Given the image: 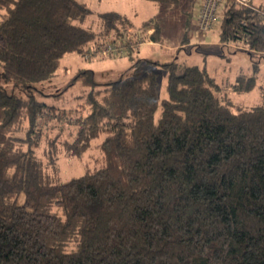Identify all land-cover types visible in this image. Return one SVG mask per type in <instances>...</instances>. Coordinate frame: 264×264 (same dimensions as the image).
I'll use <instances>...</instances> for the list:
<instances>
[{"label":"trees","instance_id":"16d2710c","mask_svg":"<svg viewBox=\"0 0 264 264\" xmlns=\"http://www.w3.org/2000/svg\"><path fill=\"white\" fill-rule=\"evenodd\" d=\"M222 3L218 45L258 58L227 89L248 92L264 63V5ZM89 13L77 0H0V264H264V85L259 104L233 111L204 66L157 63L163 97L153 70L102 84L85 70L74 79L89 72L91 90L62 120L33 86L93 40L75 23ZM184 13L177 49L186 51ZM101 18L106 31L124 20L116 11ZM163 27L149 17L141 28L153 31L137 44L161 42ZM53 117L76 127L64 142L70 156L82 159L103 136L97 164L64 180L48 172L59 173L55 147L45 162L36 149Z\"/></svg>","mask_w":264,"mask_h":264},{"label":"rangeland","instance_id":"374dc122","mask_svg":"<svg viewBox=\"0 0 264 264\" xmlns=\"http://www.w3.org/2000/svg\"><path fill=\"white\" fill-rule=\"evenodd\" d=\"M77 1L84 2L86 7L90 9V13L81 20H75V23L93 31L95 37L87 44L82 53L64 54L60 59V67L54 77L50 80L38 82L33 86V90L41 94L40 97L48 106L55 107L52 109L54 112L63 114L62 118H58L62 120L74 119L78 113L79 105L84 100V94L91 90L90 84L83 82V78L87 77L89 72L74 79L75 74L85 70L91 71L94 82L102 84L110 80H116L119 76L129 77L153 70L159 75L161 85L159 96L163 97L165 95L164 86L167 73L160 64L173 60L177 61L181 67L185 65L204 66L216 82L222 86L219 93L224 103L231 110L238 111L259 104L261 99L260 88L264 85V79H261L264 78V64L262 63L259 65L257 85L253 90L238 93L229 87L227 89V82H233L237 75L243 73L249 76L252 74L253 61L258 60L256 54L249 55L241 50L238 52L227 51L226 48L222 50L217 42L218 30L215 27L206 31L205 38H200L210 41L208 44L199 47L197 50L188 49L198 41V38L191 35L196 29L195 21L198 18L200 0H181V6L171 10H167L162 5L149 0ZM252 2L257 6L264 5V0H252ZM184 9L191 12L190 28L188 29L190 31L187 32L191 41L185 46L186 51H190L188 53L181 48L177 49L182 46L184 36L183 23L187 14L184 13ZM114 11L118 12L124 20L122 23L116 22L110 31H106L101 15ZM153 16L163 17L164 31L161 42L150 45L143 42L137 44L141 34L145 35H142L143 37H147L153 31L152 28L149 30L141 28L142 22ZM128 41H131V50H127L128 47L125 48ZM116 46L118 49L113 52L114 55L109 56L104 53L107 47ZM69 84L70 86H68ZM62 89H66L65 92L55 96V93ZM59 121L61 120L53 117L51 124L43 127V136L39 147L36 149V154L45 162L48 158V151L52 146L55 147L56 165L59 168V173L55 174L54 169L51 167H46V169L53 177L54 175L57 178L59 176L64 180L69 176L79 175L84 172L87 166L92 167L98 163V159L101 157L98 143L103 136L97 137L91 142V146L82 159L70 156L64 142L66 139L73 138L76 127L64 125L61 129L57 125Z\"/></svg>","mask_w":264,"mask_h":264},{"label":"built area","instance_id":"2783aa9c","mask_svg":"<svg viewBox=\"0 0 264 264\" xmlns=\"http://www.w3.org/2000/svg\"><path fill=\"white\" fill-rule=\"evenodd\" d=\"M244 5H248L250 0H235ZM200 6L198 8V18L196 27L201 33H205L207 30L212 28H217L218 22L220 20V10L223 5L222 0H200ZM264 13L263 11H261ZM146 43V42H143ZM149 43V42H148ZM120 48V47H119ZM118 47H107L104 53L116 52Z\"/></svg>","mask_w":264,"mask_h":264},{"label":"crops","instance_id":"0c3cea01","mask_svg":"<svg viewBox=\"0 0 264 264\" xmlns=\"http://www.w3.org/2000/svg\"><path fill=\"white\" fill-rule=\"evenodd\" d=\"M252 1V0H251ZM264 3V2H263ZM195 23L197 24V18H196V21H195ZM195 27H196V25H195ZM193 34L191 35L192 37H194V38H198V41L197 42H195V43H200L201 45H206V44H208L210 41H208V40H202V39H200V38H205V33H201L200 31H198V28L196 27V29H195V31L194 32H192ZM205 35V36H204ZM191 41V38L189 39V42ZM212 43V42H211ZM146 44V43H145ZM147 45V44H146ZM264 64V63H263ZM262 80L264 79V78H261Z\"/></svg>","mask_w":264,"mask_h":264}]
</instances>
